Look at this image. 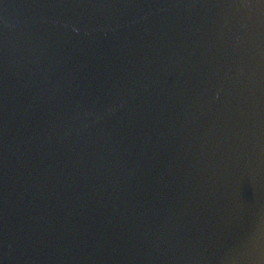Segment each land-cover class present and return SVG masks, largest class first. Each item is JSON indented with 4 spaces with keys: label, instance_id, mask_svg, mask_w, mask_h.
Masks as SVG:
<instances>
[{
    "label": "water",
    "instance_id": "95a60500",
    "mask_svg": "<svg viewBox=\"0 0 264 264\" xmlns=\"http://www.w3.org/2000/svg\"><path fill=\"white\" fill-rule=\"evenodd\" d=\"M0 264H264V0H0Z\"/></svg>",
    "mask_w": 264,
    "mask_h": 264
}]
</instances>
